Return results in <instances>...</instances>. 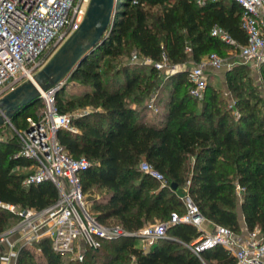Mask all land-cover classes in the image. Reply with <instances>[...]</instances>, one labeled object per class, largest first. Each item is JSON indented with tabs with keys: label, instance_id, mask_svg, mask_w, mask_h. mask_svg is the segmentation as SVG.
I'll use <instances>...</instances> for the list:
<instances>
[{
	"label": "trees",
	"instance_id": "1",
	"mask_svg": "<svg viewBox=\"0 0 264 264\" xmlns=\"http://www.w3.org/2000/svg\"><path fill=\"white\" fill-rule=\"evenodd\" d=\"M114 11L102 41L69 74L84 92L76 99L62 97L61 88L55 94L62 113L78 106L100 108L71 117L79 131L57 132L69 154L89 161L80 177L84 192L98 193L92 199L97 219L129 231L167 221L173 213L185 212L176 189L186 186L205 218L238 233V183L244 188L240 207L246 228L264 233V99L245 90L244 64L225 72L235 98L231 106L209 80L203 98L193 97L190 69L182 67L188 59L199 63L218 54L222 45L234 48L212 34L214 25L245 42L239 5L233 0H116ZM131 56L148 57L152 63L131 64ZM163 57L176 66L164 76L154 65ZM260 69L264 84V63ZM161 82L170 86L168 98L158 115L146 120L148 100ZM28 115L38 113L25 108L11 121L23 128ZM19 149L14 133L0 140V200L43 209L56 201L58 189L49 179L22 183L32 161L20 156ZM142 160L163 173L164 184L140 169ZM12 218L18 219L0 207V232ZM198 234L191 223L175 222L149 245L136 235L103 239L98 247L87 248L82 260L66 263L50 239L43 238L32 247L21 246L15 264H234L221 244L203 249L201 259L188 246Z\"/></svg>",
	"mask_w": 264,
	"mask_h": 264
},
{
	"label": "built area",
	"instance_id": "2",
	"mask_svg": "<svg viewBox=\"0 0 264 264\" xmlns=\"http://www.w3.org/2000/svg\"><path fill=\"white\" fill-rule=\"evenodd\" d=\"M233 1L241 8L240 21L246 35L245 42H238L219 25H214L211 32L236 48L245 61L262 64L264 0ZM88 3L89 0H0V97L32 79L47 63L79 27ZM144 61L151 62V59L145 57ZM154 65L166 75L176 70V66L170 64L166 57ZM222 66L223 59L215 52L195 63L188 73L191 81L189 93L202 99L207 85V67L219 69ZM64 80L40 91L42 109L37 117H26L25 127L16 128L11 119L2 124H8L12 134L18 136V154L32 161L27 166L22 183L28 186L49 179L58 189V198L43 209L20 207L0 200V207L18 218L12 226L0 232L1 264H15L21 246L32 247L43 238L50 239L54 250L62 254L71 252L74 258L82 260L86 249L98 247L103 239L136 235L140 240L152 243L156 238L164 237L167 226L175 222L191 223L197 228L199 234L188 246L201 259L203 249L221 244L234 256V264H264V233L260 229L249 230L245 227L237 233L214 222L212 228H205L204 223L211 220L199 212L197 204L187 192L181 195L186 205L185 212L181 215L173 213L167 221L149 223L136 231H129L117 223L104 224L99 221L85 201L80 177L89 161L84 156L69 154L57 136L60 128L79 131L71 122V116L60 112L56 105V90ZM139 167L149 176L165 183L163 173L147 161L142 160ZM243 189L236 184L239 200Z\"/></svg>",
	"mask_w": 264,
	"mask_h": 264
},
{
	"label": "water",
	"instance_id": "3",
	"mask_svg": "<svg viewBox=\"0 0 264 264\" xmlns=\"http://www.w3.org/2000/svg\"><path fill=\"white\" fill-rule=\"evenodd\" d=\"M115 1L89 0L79 27L47 63L33 75L32 79L22 82L0 97V125L39 100L41 90L53 87L70 74L86 54L102 41L114 16ZM171 187L176 189L177 184L172 183Z\"/></svg>",
	"mask_w": 264,
	"mask_h": 264
},
{
	"label": "rangeland",
	"instance_id": "4",
	"mask_svg": "<svg viewBox=\"0 0 264 264\" xmlns=\"http://www.w3.org/2000/svg\"><path fill=\"white\" fill-rule=\"evenodd\" d=\"M218 55L223 59V66L219 69H213V68H207L206 73L207 80L213 81L214 85L218 88V91L220 92V95L225 99V102L227 106H231L234 101V95L228 88L225 80V72L232 68L235 65L244 64L245 68L241 71L242 74H244L242 83L245 87L246 91H251L255 95H261V97L264 99V84H263V74L260 69L261 64L255 63L253 61H245L242 57H240L238 50L236 48H232L228 45H222L221 50L219 51ZM131 64L134 63L138 66L144 65V64H150L152 62H145L144 58L139 57H130V60H128ZM195 63L191 59H188L184 64H182V67L192 68V66ZM137 66V68H138ZM166 75L165 73H162V76ZM170 86L165 85L164 82H161L160 87L157 89L156 94L152 97V99L148 100V108H147V114L146 119L151 120L153 119L159 110L163 109V104L168 98L169 95V88ZM61 95L64 98L67 99H76L78 98L83 92V86L80 85L77 81L69 77L67 75L65 77L64 83L61 86ZM264 108V105L262 106ZM42 109V104L40 101H37L27 107L28 111H35L36 113H40ZM100 108H95L92 105H86V106H78L75 109H72L68 111V114L71 117L74 116H80L83 114L91 113L93 111H99ZM235 113H237V110L234 109ZM158 115V114H157ZM12 136V131L8 124H4L0 127V140H7ZM26 172V171H25ZM98 197V193H89L85 192V201L90 208V210L93 212L92 209V199ZM16 218H12L10 221V225L7 227L9 228L12 226ZM159 221V220H156ZM155 221V222H156ZM141 243H147L146 245H149L150 242L147 240H140ZM35 254L38 256V251H35ZM74 254L73 253H63V259L66 263L69 259H73ZM102 257H98L97 260L99 262L102 261Z\"/></svg>",
	"mask_w": 264,
	"mask_h": 264
},
{
	"label": "crops",
	"instance_id": "5",
	"mask_svg": "<svg viewBox=\"0 0 264 264\" xmlns=\"http://www.w3.org/2000/svg\"><path fill=\"white\" fill-rule=\"evenodd\" d=\"M207 68H211V67H207ZM176 192L179 195H183L187 192V188H186V186H179V187H177ZM237 214H238V221H239L240 227L242 230H244L246 226H245V222H244L243 212H242L241 207H240V200L238 201V204H237ZM212 225H213L212 221L204 223V227L207 229L212 228ZM142 245H144V243H142Z\"/></svg>",
	"mask_w": 264,
	"mask_h": 264
}]
</instances>
